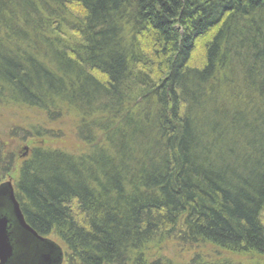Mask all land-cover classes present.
Wrapping results in <instances>:
<instances>
[{
	"label": "trees",
	"instance_id": "16d2710c",
	"mask_svg": "<svg viewBox=\"0 0 264 264\" xmlns=\"http://www.w3.org/2000/svg\"><path fill=\"white\" fill-rule=\"evenodd\" d=\"M0 99L80 115L18 184L67 263L264 264V0H0Z\"/></svg>",
	"mask_w": 264,
	"mask_h": 264
},
{
	"label": "rangeland",
	"instance_id": "374dc122",
	"mask_svg": "<svg viewBox=\"0 0 264 264\" xmlns=\"http://www.w3.org/2000/svg\"><path fill=\"white\" fill-rule=\"evenodd\" d=\"M197 54H200L199 44ZM12 103L9 99H0V152L3 155L2 166L7 170L0 171V183L11 181L17 200L20 188L18 186L21 167L30 159L36 148L60 149L78 154L88 145L80 140L75 127L80 115L65 104L58 109L41 110L33 105ZM49 237L67 250L66 245L54 234ZM165 244V245H164ZM175 242H163L162 254H167L175 260H181L185 254V246L173 247ZM189 251L187 254H190ZM159 253V252H158ZM67 252L64 261L67 263Z\"/></svg>",
	"mask_w": 264,
	"mask_h": 264
},
{
	"label": "water",
	"instance_id": "95a60500",
	"mask_svg": "<svg viewBox=\"0 0 264 264\" xmlns=\"http://www.w3.org/2000/svg\"><path fill=\"white\" fill-rule=\"evenodd\" d=\"M62 252L25 219L12 182L0 184V264H61Z\"/></svg>",
	"mask_w": 264,
	"mask_h": 264
}]
</instances>
